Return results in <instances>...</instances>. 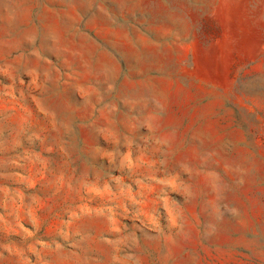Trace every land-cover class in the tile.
Wrapping results in <instances>:
<instances>
[{
    "label": "rangeland",
    "instance_id": "1",
    "mask_svg": "<svg viewBox=\"0 0 264 264\" xmlns=\"http://www.w3.org/2000/svg\"><path fill=\"white\" fill-rule=\"evenodd\" d=\"M0 264H264V0H0Z\"/></svg>",
    "mask_w": 264,
    "mask_h": 264
}]
</instances>
